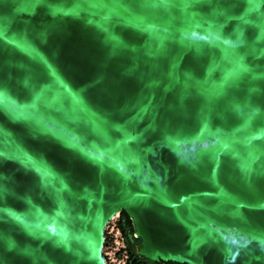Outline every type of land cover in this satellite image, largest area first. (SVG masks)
Segmentation results:
<instances>
[{"label": "water", "instance_id": "95a60500", "mask_svg": "<svg viewBox=\"0 0 264 264\" xmlns=\"http://www.w3.org/2000/svg\"><path fill=\"white\" fill-rule=\"evenodd\" d=\"M122 210L264 264V0H0V264H102Z\"/></svg>", "mask_w": 264, "mask_h": 264}, {"label": "built area", "instance_id": "2783aa9c", "mask_svg": "<svg viewBox=\"0 0 264 264\" xmlns=\"http://www.w3.org/2000/svg\"><path fill=\"white\" fill-rule=\"evenodd\" d=\"M115 215L105 225V232L107 231L109 235V243L105 245L106 235L104 234L103 254L105 262L106 264H128V243L125 235L116 223L118 216Z\"/></svg>", "mask_w": 264, "mask_h": 264}, {"label": "trees", "instance_id": "16d2710c", "mask_svg": "<svg viewBox=\"0 0 264 264\" xmlns=\"http://www.w3.org/2000/svg\"><path fill=\"white\" fill-rule=\"evenodd\" d=\"M116 223L122 230L128 243V264H163L156 259L150 258L145 254H140L137 252L136 245L141 241V237L136 235L135 223L133 221V218L126 210L120 211ZM105 235V245H107L109 243V235L107 231L105 232Z\"/></svg>", "mask_w": 264, "mask_h": 264}, {"label": "bare ground", "instance_id": "6f19581e", "mask_svg": "<svg viewBox=\"0 0 264 264\" xmlns=\"http://www.w3.org/2000/svg\"><path fill=\"white\" fill-rule=\"evenodd\" d=\"M131 213L137 217V221H138V224H139V228H140L141 233L147 232L146 231V227L143 224V222L141 221V219L139 218V216L133 210H131ZM145 238H146V243L150 241V237L146 233H145ZM146 243L144 245L143 244L141 245V249L143 251H145V252L150 253L149 250L145 247ZM101 263L102 264H106V262L104 261V258L103 257L101 258Z\"/></svg>", "mask_w": 264, "mask_h": 264}, {"label": "rangeland", "instance_id": "374dc122", "mask_svg": "<svg viewBox=\"0 0 264 264\" xmlns=\"http://www.w3.org/2000/svg\"><path fill=\"white\" fill-rule=\"evenodd\" d=\"M115 214H116L115 216H118V214H119V211H118V212H116Z\"/></svg>", "mask_w": 264, "mask_h": 264}]
</instances>
